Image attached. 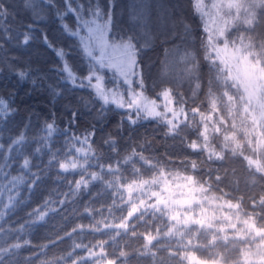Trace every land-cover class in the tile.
<instances>
[{
    "label": "snow or ice",
    "instance_id": "6c2138e0",
    "mask_svg": "<svg viewBox=\"0 0 264 264\" xmlns=\"http://www.w3.org/2000/svg\"><path fill=\"white\" fill-rule=\"evenodd\" d=\"M24 7L32 20L19 23L17 42L29 45L44 9L56 8L62 34L76 41L89 65L86 75L78 74L71 49L41 32L59 60L53 68L60 79L92 90V99L81 98V104L95 109L97 121L113 105L124 111L116 135L107 133L99 144L94 124L77 134L80 111L71 105L65 106L63 128L52 116L29 135V115L0 139V264H130L136 258L148 264H264V0H193L194 11L208 17L203 38L199 48L178 54L179 75L169 78L170 66L163 65L153 83L155 98L146 95L141 63L147 33L116 30L115 0H63L62 8L57 0H24ZM147 8L133 13L137 24ZM69 16L71 25L65 22ZM9 18L14 20L13 13L0 0L5 42L14 39ZM183 27L184 34L174 39L187 41L191 26ZM15 59L0 64V74L8 70L20 80L31 78V66L13 64ZM104 68L114 69L120 83L106 85ZM185 82L187 94L180 91ZM52 92L61 94L59 88ZM11 97L0 95V137L18 115ZM147 118H159L164 135L179 141L180 154L145 155L153 151L147 137L119 146L125 120L135 126ZM56 134L64 138L61 148L55 146ZM53 169L67 191L53 188L33 206L32 196ZM84 193L90 199L81 202L80 211L75 205ZM133 193L140 195L134 199ZM57 215L71 222L46 237L47 243L34 244L33 228ZM201 250H210L207 259L197 255Z\"/></svg>",
    "mask_w": 264,
    "mask_h": 264
},
{
    "label": "trees",
    "instance_id": "16d2710c",
    "mask_svg": "<svg viewBox=\"0 0 264 264\" xmlns=\"http://www.w3.org/2000/svg\"><path fill=\"white\" fill-rule=\"evenodd\" d=\"M76 2H79V0H74V3ZM100 2L103 4L107 3L108 0H100ZM5 3L13 13L14 20L9 18L8 24L11 25V34L14 39L5 42L3 39L4 33L0 31V42L4 43L3 50H0V64L15 57V60H11L13 64L19 66L30 65L33 71L31 78L25 80H20L13 72L8 70L0 74V95L8 98L9 93H11L12 103L18 109L15 121L9 126L11 131L5 132L0 139H6L8 135L14 133L21 126V120L29 115L32 117V131L29 135H34L39 127L43 126V122L52 116L55 117L59 128L65 127L68 118L66 105H71L80 111V127L76 130L77 134L90 124H94L98 129L97 144L101 142V139L107 133L116 135L117 125L121 120L120 113L124 110L115 109L113 105L114 110L109 112L102 122L97 121L95 119V109L89 110L81 104V98H84V100L92 99L90 96L92 90L74 88L70 83L61 80L60 76L62 74L53 68V64L58 65L59 60L55 53L43 44L40 38L41 32L48 33L50 38H57L60 46L71 49L72 54L69 60L78 74L86 75L89 68L87 58H82L78 54L76 41L62 34L60 20L56 14L57 9H44L43 15L45 18L36 22L35 39L29 45L24 46L17 42L19 39L17 36L19 23L31 22V12L24 7V0H5ZM57 4L62 8L63 0H57ZM145 4L148 5L145 18L137 24L136 20L133 19V13L138 9H142ZM192 5L193 0H115L113 12L116 30L118 32H139L142 36L147 33L148 46L141 52V63L147 86L146 95L148 96L155 98L153 83L159 82L161 69L165 63L170 66L169 78L179 75L182 65L176 62L178 54H182L186 48L189 50L199 48V39L203 38L204 35L202 31L204 24L200 14L194 11ZM65 22L69 25L73 24V17H66ZM185 24L191 26V34L188 36L187 41L174 39L175 34H184L183 26ZM5 26L4 21L0 20V28ZM100 74L104 77V83L108 86L112 85L114 79L117 84L120 83L121 78L112 68L101 69ZM41 75L45 77L42 81L39 79ZM32 78L37 79L36 84L32 83ZM124 87L126 86L121 87V91L124 90ZM53 88H59L61 94L54 96ZM158 90L155 89V91ZM180 91L187 94L188 84L186 82L180 88ZM164 132L165 126L162 122H159V118H147L139 121L135 126L129 125L125 120L124 128L117 136V140L119 146L125 149L130 139L142 141L144 137H147L153 141V151L146 152L145 155L159 156L165 151L180 154L179 141H173L170 137H166ZM53 139L56 148L63 146L64 138L60 135H54ZM33 147L34 145H29L27 151H32ZM104 150H107V145L104 146ZM42 159L47 160V156L42 157ZM35 162L39 163L40 159ZM125 174L130 176L131 170ZM98 187L100 191H103L102 186ZM53 188L67 191V187L62 182L58 183L56 181L54 169L45 178V182L41 184L40 188L35 191L31 198V204L35 206L41 200V197ZM241 194L243 193H235L234 195ZM138 195L140 194L133 193V198L135 199ZM104 198H107V193H104ZM89 199L87 193H84L75 207L82 211L81 202L87 204ZM20 215H23L22 211ZM70 222L71 220L66 222L61 216H52L44 223L43 227L33 228L29 238L33 240L34 244L47 243L46 237L54 235L62 227H67ZM80 222L87 224L89 220L82 218ZM140 230L143 231L142 228ZM130 243L132 242L130 241ZM121 246H123V242ZM133 246H138V242L133 243ZM61 247H66V245H61ZM53 251H59V249ZM210 254V250L197 252V255L203 259H207ZM24 255L27 256L30 253L25 251ZM130 264H148V261L144 258H136L132 259Z\"/></svg>",
    "mask_w": 264,
    "mask_h": 264
},
{
    "label": "rangeland",
    "instance_id": "374dc122",
    "mask_svg": "<svg viewBox=\"0 0 264 264\" xmlns=\"http://www.w3.org/2000/svg\"><path fill=\"white\" fill-rule=\"evenodd\" d=\"M205 2H206V3H210V0H205ZM208 10H210V9H208ZM200 16H201V15H200ZM201 19H202L203 24H205V22L208 20V17H206V16H201Z\"/></svg>",
    "mask_w": 264,
    "mask_h": 264
}]
</instances>
